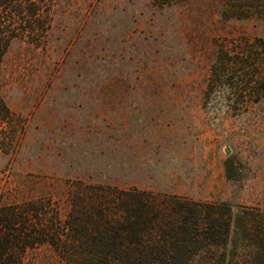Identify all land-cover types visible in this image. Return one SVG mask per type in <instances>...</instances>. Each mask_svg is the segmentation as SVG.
Instances as JSON below:
<instances>
[{"label":"rangeland","instance_id":"374dc122","mask_svg":"<svg viewBox=\"0 0 264 264\" xmlns=\"http://www.w3.org/2000/svg\"><path fill=\"white\" fill-rule=\"evenodd\" d=\"M247 6L55 0L45 46L13 42L0 67L16 133L0 149V208L51 201L64 220L81 182L227 205L239 236L241 219L264 217V91L239 77L264 51L236 47L264 40V15ZM23 264L65 263L42 246Z\"/></svg>","mask_w":264,"mask_h":264},{"label":"trees","instance_id":"16d2710c","mask_svg":"<svg viewBox=\"0 0 264 264\" xmlns=\"http://www.w3.org/2000/svg\"><path fill=\"white\" fill-rule=\"evenodd\" d=\"M156 1L168 5L176 0ZM54 2L0 0V67L13 42L45 46ZM243 2L248 6L241 13L257 10L264 15V0ZM236 45L243 50L254 47L264 51V40L259 38L253 42L240 39ZM226 62L215 66L214 82L224 67L234 64L229 59ZM257 62V75L244 70L239 77L258 84L261 92L264 60ZM227 77L230 83L233 77ZM14 119L0 95L2 151L14 144ZM68 202L69 212L64 220L51 201L1 207L0 264H23L29 250L42 246L50 247L65 264H264V217L250 215L239 219V236L231 209L224 204L197 203L179 196L161 197L136 189L81 182L70 186ZM237 238L241 240L239 244ZM240 245L248 252L243 259L233 254Z\"/></svg>","mask_w":264,"mask_h":264},{"label":"water","instance_id":"95a60500","mask_svg":"<svg viewBox=\"0 0 264 264\" xmlns=\"http://www.w3.org/2000/svg\"><path fill=\"white\" fill-rule=\"evenodd\" d=\"M227 152H228V150H227ZM227 152H226V153H227Z\"/></svg>","mask_w":264,"mask_h":264}]
</instances>
